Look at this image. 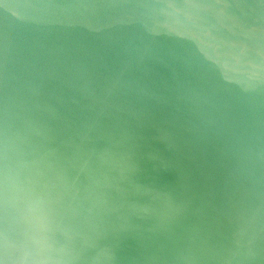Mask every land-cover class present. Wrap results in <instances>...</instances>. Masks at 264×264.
<instances>
[{"label": "water", "instance_id": "1", "mask_svg": "<svg viewBox=\"0 0 264 264\" xmlns=\"http://www.w3.org/2000/svg\"><path fill=\"white\" fill-rule=\"evenodd\" d=\"M258 232L264 0H0V264H261Z\"/></svg>", "mask_w": 264, "mask_h": 264}, {"label": "clouds", "instance_id": "2", "mask_svg": "<svg viewBox=\"0 0 264 264\" xmlns=\"http://www.w3.org/2000/svg\"><path fill=\"white\" fill-rule=\"evenodd\" d=\"M135 7H159V6L157 5H136ZM166 7L172 8L174 6L167 5ZM253 247L255 248V254H250ZM243 249L249 259L255 260L259 252H264V234H261L258 232L255 235L254 239L245 241L243 244ZM3 264H7V262L4 261ZM261 264H264V260L261 261Z\"/></svg>", "mask_w": 264, "mask_h": 264}]
</instances>
